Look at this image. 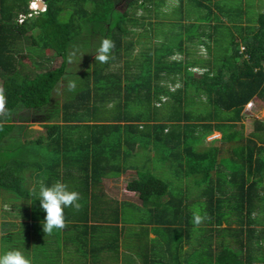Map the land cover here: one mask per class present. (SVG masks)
I'll return each instance as SVG.
<instances>
[{"label": "trees", "instance_id": "obj_1", "mask_svg": "<svg viewBox=\"0 0 264 264\" xmlns=\"http://www.w3.org/2000/svg\"><path fill=\"white\" fill-rule=\"evenodd\" d=\"M30 1L0 0V81L5 96V109L0 113V191L23 201L31 197L28 187L33 179L39 188L57 181L67 183L73 172V176L79 173L76 180L81 188L77 191L83 215L87 208L85 189H95L104 179L121 176L120 166L114 165L119 154L125 160L134 154L133 150L129 155L128 150L136 147L138 141L153 144L155 151H163L167 158L176 160L178 166L174 169L185 166L186 177L204 176L198 183L206 185V234L211 246L216 247L207 248L206 235L202 239L209 258L216 251L214 264H231L238 255V264H264V122H254L249 140L235 130L243 121L247 104L252 102L258 110L264 109V11L249 21L247 1L244 10L238 9L237 15H232L231 9L219 8L214 0H177L179 8L184 2L194 3L197 8L195 21L182 27L183 17L175 24L174 19L161 12L167 0L130 1L123 13L116 9L117 2L123 0H43L45 11L36 15L29 10ZM138 10L153 13L160 22L179 26L178 34L185 39L180 37L177 45H169L164 33L163 41L153 50L142 52L137 61L127 60L132 57L134 43L125 44L123 38L140 27L150 38L154 33L150 21L145 23L146 18L135 17ZM222 18L240 28L238 34H225L224 41H218L204 27L216 32L218 25L214 22L223 23ZM193 29L200 30L197 44L207 47L208 59L194 57V50L190 52L195 36L189 32ZM93 33L98 36V44L83 40ZM105 38L115 45L111 59L107 63L94 57L90 60L85 77L71 89L72 99L64 103L61 114L57 113L60 117H54L57 122L50 119L43 124L45 136L34 141L13 138L18 127L13 122L15 113H41L51 104L71 51L82 47L87 53L96 48L93 54L97 55ZM213 44L214 56L210 48ZM25 51L30 57L50 52L52 58H61L62 64L36 74L39 65ZM26 59L34 69L32 77L23 69ZM123 60L124 74L114 72V65ZM131 65H136L138 73H129ZM194 70L202 73L197 75ZM196 103L207 106V110H197ZM214 133L221 138L197 151ZM216 142L223 146L216 148ZM12 145L17 146L15 154L10 152ZM217 155L227 159L225 171L221 164L216 165ZM182 160L186 162L180 164ZM61 161L65 164L62 175ZM110 170L114 173L106 175ZM126 191L137 194L143 205L154 207L169 189L161 179L144 174L129 182ZM166 204L171 205L172 199ZM166 204L158 210L159 225L169 231L183 230V225L190 227L180 210L175 212ZM117 206L104 207L105 213L118 212ZM7 238L1 239L5 242ZM234 247L240 254L233 253ZM197 260L193 251L186 257L188 264Z\"/></svg>", "mask_w": 264, "mask_h": 264}, {"label": "rangeland", "instance_id": "obj_2", "mask_svg": "<svg viewBox=\"0 0 264 264\" xmlns=\"http://www.w3.org/2000/svg\"><path fill=\"white\" fill-rule=\"evenodd\" d=\"M130 1H135V0H123V1L117 2L116 4L117 11L120 13H123L124 11H126L127 5ZM196 1H199V0H196ZM246 1H247V5L249 6V10L246 11L248 19L249 21H254L256 18V13H260L264 11V0H250V1L240 0V3H237V0H214V2L217 3V6L219 8L222 9L223 7H228V9H231L232 15L234 14L237 15L238 9L244 10L246 7ZM205 4L207 3L205 2ZM211 5L213 7L212 3ZM163 6L165 7L161 8V12L163 14L164 13L168 14L169 19L171 18L174 19L175 24L177 23V21L175 22V20H179L182 17L185 19V21L180 22V25L182 27H186L183 25H189L191 24V22H194L196 19V17L194 18L193 16L197 13V8L194 3L184 2L182 7L179 8V3H177V0H167ZM233 10H236V13L233 12ZM199 14L205 15V12L200 11ZM216 14L220 16V12L216 11ZM135 17L140 20L142 17L146 18L145 23H148L150 21L154 33H152L153 37L150 38L149 37L150 35L147 33V36H146L145 30L140 27L136 29L134 28L133 33L131 31V33H129L128 36L123 38V42L125 44L130 43V42L134 43L133 45L134 48L131 51L132 57L131 59L127 58V60L129 61H134V60L137 61V59L140 58V54L142 52L149 51L150 48L151 50H153L155 45L159 43V41L160 42L163 41L162 36L164 33H167L166 39L169 45H177L181 39H185V36L178 34L181 31L180 30L178 32L177 28L179 26L169 25L170 23L168 21L160 22L159 20L155 18V15L153 13L149 15V13L146 14L143 11L138 10L136 11ZM222 21L223 23H221L220 21L214 22L215 24L218 25L216 32L214 28H211V27L209 28V26L204 27L206 28V32L208 31L211 34L214 33L215 38H217L218 41H224L223 35L225 34H229V33L238 34L240 26H237V25L239 24L229 22L226 18H222ZM252 23L253 22H250V24ZM171 29L173 31L170 33ZM198 32H200V30L195 31L194 29L191 32H189V33H192V37L195 36V38L193 39V42H191L194 46L193 47L189 46L190 52L194 50L196 52L194 57L208 59L209 53H208L207 47H200L197 44L198 43L197 37L199 36ZM236 38L239 40L238 36ZM84 39H88V43H91V42L92 43L94 42L96 44L99 43L98 36L95 33H93L92 35H89V34L85 35L83 40ZM203 40H206V39H203ZM222 43L224 44V42ZM23 44L27 46L28 42H25ZM91 47H95V46L92 45ZM210 48L214 56V53L216 52L215 45L214 44L211 45ZM94 51H96V48L94 49L91 48V49H88L86 53V50L82 49V47L79 49L75 48L71 51V53L69 54V61L67 63L66 73L64 75V78L61 80V82L59 83V85L56 87V89L53 92L51 104L45 109L44 112H41V113L26 112L25 110L15 113L13 116V122H15V124L18 127L12 135L13 138L18 137V139H21V141H24L26 139L34 141L40 136H45V129L43 127V124L50 122L49 121L50 119H51V122H57V120L54 119V117L58 115L57 113L61 114L62 106L64 105V103H66L69 98H70L69 100L72 99L71 89L73 88V85L75 86L77 82H79L83 77H85L87 66L91 65V63H89L90 60H92L93 57L95 58L96 56L95 54H93ZM25 55H28L26 51H25ZM52 57L54 56L50 52H47L42 56L33 54L31 55L30 58L32 59L33 62L39 65V68L36 71H34V69H32V65L30 64L29 60L26 59V60H23V62L27 65L24 64L23 69L25 70L26 73L31 74L30 77H32L33 71L34 73L38 74V73H43L44 71H47V70L52 71L54 69L59 68L62 64V59L57 58V57L55 58H52ZM176 58H180V57L176 56ZM124 68H125V65H124V60H123L117 65H114L113 71L114 72L119 71L120 73L124 74L123 73L125 71ZM121 70H124V71L121 72ZM129 73L131 74L138 73L136 69V65H131ZM194 73L199 75L202 73V71L194 70ZM0 89H2L1 81H0ZM203 102L205 103L204 99H203ZM196 105H197L196 109L199 111L207 110V106H203L200 103H196ZM58 117L60 116L58 115ZM20 118H24L25 119L24 122L20 121ZM258 120L264 122V109L258 110L256 107H253L250 110H247V108H244L243 121L241 122L240 125H238L235 128V130L241 132L243 139L249 140L251 138V134L254 131V127H255L254 122ZM73 137L76 138L77 136H73ZM220 138H221L220 134L214 133L213 135L209 136L206 139L205 144L203 146L197 147V151L200 152V151H203L209 148L210 145L208 144H210L214 140H219ZM14 145H12V147L10 148V152L11 151L14 152V147H17ZM213 145L216 146V148H220L221 146H223L222 143H219V142H216ZM154 149L155 148L153 144L149 145L147 143H142L141 141H138V143L136 144V147H134L132 150H128L129 155L133 150H134L133 151L134 154L130 156L129 158L123 160V156L120 153L119 154L120 156H118L117 159L114 160V165L120 166L121 175L125 173L122 176V178L126 176L128 180L130 179L129 182H131V180L134 178L139 179V177L144 174H151L152 176H155L161 179L162 181H164L168 186L169 192L167 196L159 199L158 201L156 200V203L154 207L152 208H154L158 212V210H162L164 208V203L165 201H167V198L172 199V204L171 205L166 204L165 206H168V207L170 206V208L175 210V212H177V210H180L181 212L179 213L180 216H184V217L186 216V218L188 219V223L190 225V227H187V226L184 227L183 225V230L174 231V233H177L175 234V237H174L175 246L179 248H183L185 246L189 247L190 250L193 251V256H196L198 260L201 261V264H214V260L217 255L216 251H213L212 257L209 258L207 253L205 252V248H206L205 241L202 239L206 235L207 248L216 247L213 245L211 246V241L209 239V236L208 234H206L207 233L206 229L208 228L207 226L208 222L206 221V213H205L207 197L204 193L206 189L205 188L206 185L205 183L203 184L198 183V180L199 181L203 180L204 176H199L198 178L197 177H186L184 173V169L186 168L185 166L180 167L178 170L174 169L175 166H178L176 164V160L171 157L167 158L166 153H163V151L158 152V151H155ZM223 157L224 155L223 156L217 155L216 165L221 164L220 166L221 169L225 171L226 166H227V159ZM185 162H186L185 160L184 161L182 160L179 163L184 164ZM230 163H233V162H230ZM127 169H133V172L127 171ZM113 173L114 172L110 170L106 175L110 176V174H113ZM78 174L79 173H77L76 176H71L66 179L67 180L66 184L70 188L78 186L79 182L78 180H76L79 176ZM215 174L216 172L213 170L212 175H214V177H215ZM35 182H36L35 179L29 182L30 187H28V190H30L31 192V195H30L31 197L23 201L16 200L20 198H17L12 194L5 193L4 191H0V253H3L4 251H7L13 248H20L21 250L25 252V255H26L27 249L25 246L24 230H23V226L21 223L22 221L21 216L24 215V213H28V210L32 206L33 203L38 202L36 199L38 197L39 189H36L35 191V184H36ZM124 183L125 182L123 183L121 182L120 186H124L125 185ZM38 184L40 185L41 183H38ZM170 208L168 209L169 211H170ZM148 210L149 208L141 209L140 214H147ZM4 212L9 213V214H5ZM132 213H136V212H132ZM194 214H199L204 218L203 221L199 225H196L193 223ZM8 216H11V217H8ZM135 219H137V217ZM3 223L5 224V226H3ZM13 224L19 225L17 231L13 233H7L6 227L10 229L9 227L12 226ZM153 225L155 227H158L157 228L158 231H160L161 233H163L164 236H166L164 234V231L162 230V227H160L156 223H153ZM177 225H179V223H177L175 227H177ZM13 229L14 228L10 230H13ZM179 233H183L182 237L184 238L188 236V239L183 240V239L178 238ZM4 236L8 237L5 240V242L1 239ZM200 243H202V245H200ZM198 249H199V252H198ZM232 249H233V253L240 254L236 247ZM187 255L189 257L188 253ZM238 258H239V255L237 256V259L234 260L231 264H238ZM198 260L194 262V264H198Z\"/></svg>", "mask_w": 264, "mask_h": 264}, {"label": "crops", "instance_id": "obj_3", "mask_svg": "<svg viewBox=\"0 0 264 264\" xmlns=\"http://www.w3.org/2000/svg\"><path fill=\"white\" fill-rule=\"evenodd\" d=\"M61 163L62 175L65 164ZM127 171L133 172V169ZM124 174L119 178L104 179L95 189H85L88 190L86 213L82 215L80 208L65 209V227L50 235L42 228L46 213L39 200L33 203L28 213L21 216L26 255L32 264H188L186 257L187 253H192L190 248H176L174 231L159 225V214L152 208L153 204L143 205L137 194L126 191L130 179L122 178ZM121 182L125 185L120 186ZM79 188L78 183L70 189L77 191ZM36 189L39 188L35 184ZM112 205H118V212L105 213L104 207ZM146 208H149L148 213L140 214V210ZM153 223L162 227L166 236ZM18 226L9 227L13 230L6 227V232L13 233ZM182 234L179 233L178 238L185 240Z\"/></svg>", "mask_w": 264, "mask_h": 264}, {"label": "clouds", "instance_id": "obj_4", "mask_svg": "<svg viewBox=\"0 0 264 264\" xmlns=\"http://www.w3.org/2000/svg\"><path fill=\"white\" fill-rule=\"evenodd\" d=\"M114 46V42L111 39H103L98 47L95 60L100 63H107L111 59V50ZM249 104L253 105L252 108L254 107L252 102ZM4 109L5 96L3 90L0 89V112H3ZM36 200H39L41 209L46 213L44 221L42 222V228L44 233L49 235L54 230H61L65 227V209L69 207L75 209L80 208V193L70 189L66 183L61 181L50 185L42 184L39 187ZM203 219L201 215L194 214L193 223L199 225ZM0 264H32V261L25 255L23 250L13 248L0 253Z\"/></svg>", "mask_w": 264, "mask_h": 264}, {"label": "built area", "instance_id": "obj_5", "mask_svg": "<svg viewBox=\"0 0 264 264\" xmlns=\"http://www.w3.org/2000/svg\"><path fill=\"white\" fill-rule=\"evenodd\" d=\"M29 10L31 14L36 15L45 11V2L43 0H32L29 4ZM31 16V15H29ZM23 21V17H20L19 23ZM252 104L247 105V110L252 108Z\"/></svg>", "mask_w": 264, "mask_h": 264}]
</instances>
